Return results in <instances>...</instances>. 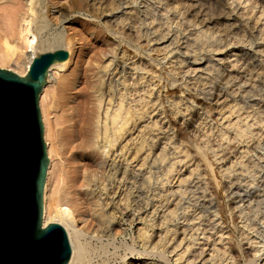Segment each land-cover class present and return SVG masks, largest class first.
Masks as SVG:
<instances>
[{
  "label": "bare ground",
  "instance_id": "6f19581e",
  "mask_svg": "<svg viewBox=\"0 0 264 264\" xmlns=\"http://www.w3.org/2000/svg\"><path fill=\"white\" fill-rule=\"evenodd\" d=\"M19 1L0 0V65L26 74L37 48L70 42L44 13L31 27L32 3L50 11L48 0H26L24 11ZM247 1L202 8L207 18L231 16V26L221 34L195 28L173 50L174 60L162 61L168 55L158 58L148 44L170 32L177 6L154 0L140 9L137 0H118L112 10H129L104 19L94 33H107L104 50L90 55L71 42L67 58L49 65L38 101L47 156L41 225L57 222L65 230V264H173L167 254L176 247L167 249L177 236V246L186 245L176 259L189 253L184 264H195L203 253L195 248L199 234L205 242L217 235L199 264H251L249 255L255 262L264 253V6L254 11L256 0ZM181 19L191 25L183 13ZM194 43L205 45L207 57L189 77L190 65L205 57ZM135 57L138 63L127 62ZM154 112L158 118L136 124ZM132 129L130 146L125 134ZM183 160L193 167L173 186Z\"/></svg>",
  "mask_w": 264,
  "mask_h": 264
},
{
  "label": "water",
  "instance_id": "95a60500",
  "mask_svg": "<svg viewBox=\"0 0 264 264\" xmlns=\"http://www.w3.org/2000/svg\"><path fill=\"white\" fill-rule=\"evenodd\" d=\"M65 46L37 48L26 74L0 65V264H65L70 244L57 222L41 225L47 166L38 101Z\"/></svg>",
  "mask_w": 264,
  "mask_h": 264
},
{
  "label": "rangeland",
  "instance_id": "374dc122",
  "mask_svg": "<svg viewBox=\"0 0 264 264\" xmlns=\"http://www.w3.org/2000/svg\"><path fill=\"white\" fill-rule=\"evenodd\" d=\"M20 1L19 2L21 3L20 4L21 9L24 11L26 9V0H20ZM117 1L118 0H48L47 4L53 5V6H51V8L53 9V10L51 9L52 11L47 10V5L45 3H43L41 5V7L40 6L38 7L37 3L34 1L32 3V16H31L32 25H31V27L34 28L35 21L38 19L39 16H41L44 13L46 16L48 15V17L52 18L51 21L53 23V27H55L56 30L61 31L63 33L65 39H67L70 42V44H71V42L76 43L77 46H81V48L84 50L85 53H90V55L95 53L97 55L99 53V51H101V49L104 50L106 48V46H107L106 41L108 40L110 42V39L108 38L107 33H106V35L103 33L102 36H97V37H96V34H94V33H97L98 29H101L100 27L102 26V21L106 18H112L113 19V16L117 17L120 14L119 11L121 9H122V11L125 10V12H127L129 10V7L131 6V5L122 4L120 9L112 10L111 5H113V2H117ZM165 1L168 3L167 6L171 7V9L174 7V5H176L177 9H178L176 11V13H170L169 14L170 32L168 34H166L164 38H161L159 40L150 41V43L148 44L151 48L153 47V49H152L153 51L155 50L154 52L151 51V53L153 52L152 54H157L158 58H162L165 55H168L165 58V60H162V61L174 60V57H171L172 54L173 55L175 54V51H173V50L176 49L178 45H179V48L183 47L182 45L184 44L183 43L184 36H188L189 32L194 31L195 28L196 29H198V28L204 29L207 31H213V33H220L221 34L224 32L226 26H228L229 23L233 21L231 16L223 17L220 19H214V18L212 19V18H207V15L204 16V15L200 14L201 13L200 11L202 8H207V7L209 8L210 5L212 7V5L215 4V0H165ZM76 2L81 3L84 7L82 6L81 9L76 8L73 11L72 5H74ZM109 2H111L112 4ZM153 2H154V0H137L136 6H138L137 8L142 9V8H144L145 4L153 3ZM252 2H253V0L247 1L245 3V6L250 5ZM260 2H261V0H256V3H255L256 7H255L254 11H257L260 4L262 6H264L263 5L264 1H263V3H260ZM86 6H87L88 10L84 9V8H86ZM153 6H155V7L157 6L158 9H156V10H158L159 12H161V10L163 8V6H158L155 4ZM241 6H244V5H241ZM23 8H25V9H23ZM89 8H90V10H89ZM18 9H19V7H18ZM202 12H203V10H202ZM181 13H183V16H185L186 18L191 19V21H192L190 23L191 25L187 26L186 23H182L183 19H181ZM115 22H117V20L114 21V24H115ZM180 23H182L180 30L176 31V29H177V27H179ZM114 24H113V27H114ZM155 24H156V21L153 22L151 25H149V27L154 26ZM116 25H117V29H119L118 24H116ZM196 25H197V27H196ZM229 26H231V25H229ZM120 27H121V25H120ZM175 35L177 36V38ZM10 36H12V35H10ZM10 36H9V38H11ZM189 37H191L190 39L194 38L193 36H189ZM70 44L69 45L63 44V45H59V46H65L66 50L69 52ZM103 46H104V48H103ZM193 47L195 48L196 52L201 57L206 53L205 52L206 47L204 44L201 45V43L200 44L194 43ZM226 48H224L223 50L215 52L214 54H216V55L213 56V59L215 60L218 57H223L224 51ZM86 50H87V52H86ZM100 56H101V59H100L101 61L105 59V57H102L103 56L102 54H100ZM204 56L205 57H202L201 59L194 61L190 65L189 68H190L191 73H190V75H188L189 77L193 76L196 69L205 63L204 61L206 60L207 55H204ZM137 57H138V55H137ZM137 57H135L131 60L127 59V62L134 60L135 63H138ZM126 58H128V56ZM220 62L223 63L224 62L223 59ZM10 66L14 67L13 64H11ZM5 67H7V66H5ZM180 74H182V73L180 72ZM135 75H136V73L133 76L135 77ZM145 76H147L146 78H150L148 76V73H146ZM57 77H58V74H55V73L51 74L50 83H55L57 80ZM51 85H53V84H50V86ZM52 96L53 95H48L46 97V99H48L47 101L52 99L51 98ZM214 100L215 99H212V101H211L213 106H215ZM198 111L200 112V110L198 109V106H196L192 112H194V115H195V113H197ZM53 114H54V112L53 113L51 112L49 114V116L52 119L54 117ZM196 116H197V114L195 116H192V119H194ZM177 117L179 118V116H177ZM156 118H158V117L156 116V113L154 112L149 116L148 119L139 120V121H137L136 124H138V123L142 124L144 122H150L151 120H155ZM149 119H151V120H149ZM52 123H54V121ZM53 125L54 124H52V126ZM158 125L159 124H157L156 126H158ZM56 126L57 125L53 126V128ZM163 128H165V127H163ZM135 134H136V132L134 131V129L128 131L125 134V138H126V140L128 139V144H130V146H132L135 142V137H134ZM177 159H179V158H177ZM184 161H186V160L178 161L177 164L175 165L176 170H174L172 172V175L174 174L175 177L171 182V184H173V186L176 183V178H178V177L184 178L185 176H187L188 170L193 167V164H191V161L187 162L186 164H184ZM179 211H180V209H179ZM181 219L184 222L183 218H179L178 223H180V222L183 223L181 221ZM83 228H86V227L84 226ZM262 228H264V227H262ZM127 229H130V228H127ZM127 231H128L127 233H129V234L132 233V232L130 233V230H127ZM199 236L200 237L197 241L198 244L195 248L196 249L202 248L203 253H202L201 257H203V256L206 257L208 251L210 252V249L213 247L211 245L212 244L211 242H213V240L217 237V235H213L212 237L208 238L207 242H205L204 238H201L202 237L201 234H199ZM249 236H252V235L250 234ZM126 237H129V235H127ZM179 237L178 236L175 237V240L173 239L174 241H171V243H170L171 245L168 244L170 247L167 245L168 251L170 248H172L173 245H174V247H176V248H174L175 251L170 249L171 252L169 251L170 253L167 254L168 258L170 259V261L173 264H184L186 261L183 258L187 257V255L189 254V253H187V255H186V253H184L185 256L183 255V257H181V259L179 257V260L176 259V257L181 254V251L184 250L183 246L186 245L185 242H183V243L181 242L180 245L177 246L176 241L178 242V240L180 239ZM217 240L218 239L215 240L216 246L222 248L223 247L222 243L220 241L217 242ZM175 243H176V245H175ZM167 246H166V248H167ZM108 248L111 250V246H108ZM181 249H183V250H181ZM177 253H178V255H176ZM226 254L227 253L224 254L223 258H225L227 256ZM201 257H199L197 259L195 264H199V259ZM247 259L250 260L251 264H264V253L261 254L260 258L258 260L256 259L255 262L253 261L254 257H251L250 255ZM146 260H147L146 262H151V259H146ZM228 261H230V260L229 259L227 260V258H226L223 261L224 263L223 262L221 263V261H220L219 264H228L229 263ZM244 261H245L244 258H241V263H243ZM128 262L131 264H141L142 260H140V259L139 260H133V258H128ZM152 262H153V264L154 263L157 264L158 260L155 259ZM110 264H118V263H116L114 261L113 262L110 261Z\"/></svg>",
  "mask_w": 264,
  "mask_h": 264
}]
</instances>
